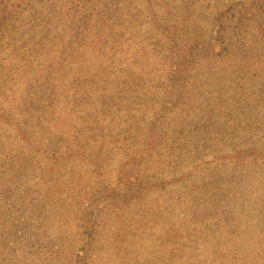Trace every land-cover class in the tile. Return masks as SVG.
I'll return each mask as SVG.
<instances>
[{
	"label": "trees",
	"instance_id": "16d2710c",
	"mask_svg": "<svg viewBox=\"0 0 264 264\" xmlns=\"http://www.w3.org/2000/svg\"><path fill=\"white\" fill-rule=\"evenodd\" d=\"M206 3L0 0V261L96 264L107 235L125 264H264L261 56L229 58L264 0ZM146 204L142 248L118 220Z\"/></svg>",
	"mask_w": 264,
	"mask_h": 264
},
{
	"label": "rangeland",
	"instance_id": "374dc122",
	"mask_svg": "<svg viewBox=\"0 0 264 264\" xmlns=\"http://www.w3.org/2000/svg\"><path fill=\"white\" fill-rule=\"evenodd\" d=\"M232 1H235V0H225V1L224 0H207L206 9L208 11H210V10L216 9L217 7L223 6L224 7L223 10H224L227 7V5L230 4ZM238 1H240V0H238ZM238 6H240V5H238ZM239 29L242 30L243 26L240 25ZM237 41H238V44L237 43L232 44V51H231L230 57H229V58H233V60H231V61L243 62L244 61L243 59H246V61H247L248 56L249 57H251V56L256 57L257 55H260L261 59L259 62H260L261 67L259 69H257L255 76H260L261 74H264V44H263L264 42L262 43V41L253 40V36L251 33H247L246 35H244L241 38L240 41L238 39H237ZM203 74L204 75L214 74V68L212 66L204 67ZM261 85H262V87H264V78L261 80ZM252 189L249 191H252ZM244 190H245V192H248L247 189H244ZM177 193L178 192H176V191L174 192V194H177ZM241 196H243V193L238 192L236 195V198L233 200V202L240 203V207L242 209V208H244V206H246L245 205L246 202L242 201ZM241 202H243V204ZM150 207H151V205H148V204H146V205H134V206L129 207L126 210L125 213L128 214V217L123 215L122 218L118 220V224H122L125 220L129 221L131 219H134L136 222H138L141 225L142 230H138L135 233H129L126 236H122L120 239H125L126 241H130L131 243H134V244L143 245L142 248H147L149 244L155 242L154 241L155 233L158 232V230L153 228V217H154L153 213L147 214L148 208H150ZM247 215H249L250 218H247ZM210 217H212V215L209 214L208 218H210ZM232 218L237 219V215H233ZM251 222H252L251 213H248V214L244 213V217L242 219V224H244L245 228L250 227ZM211 223H212V229L206 230L205 233L202 234L201 238H198V236L195 232L193 233V238L195 241L201 240L203 238L211 237V235L215 233L214 231L216 229H221V226H222L221 221L218 220L216 222L215 220H213ZM216 224H218V225L216 226ZM157 225H158V228L161 227L160 224H157ZM176 229H177V227L173 226V230H176ZM263 229H264V225L260 224L259 231H258L259 234L264 235ZM53 231H54V233H56V231H57L56 228H54ZM43 232L44 231H42V233ZM61 236H63V235H61ZM223 237H229V235H224V236L219 237V238H223ZM39 238L41 239L40 241L42 244L47 245L50 243L48 241L51 238V236L43 235V236H39ZM108 238L110 239L111 237L104 235L99 240V243L102 244L103 248L101 250H99L96 254V259H95L96 264H125V262H123L122 258L119 257V255L115 256L114 254H111L110 250L107 248V246H105V243H110ZM64 242L65 243H71L65 239H64ZM100 255H104L107 259L99 257ZM30 257H32V256H30ZM1 258H3V257H1ZM178 258L179 259H176V260L171 259L170 260L171 264H183L184 262H187V259H188V257L185 255H181V257H178ZM33 260H34V262L32 264H38L36 262L37 259L34 256V254H33ZM182 260L184 262H182ZM29 263H31V262H29ZM141 263H138V264H141ZM0 264H9V262H7L6 260H2V261H0ZM167 264H169V261H167Z\"/></svg>",
	"mask_w": 264,
	"mask_h": 264
}]
</instances>
